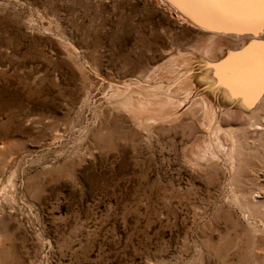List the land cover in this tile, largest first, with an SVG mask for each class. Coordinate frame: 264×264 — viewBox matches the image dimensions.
I'll return each instance as SVG.
<instances>
[{"label":"rangeland","instance_id":"374dc122","mask_svg":"<svg viewBox=\"0 0 264 264\" xmlns=\"http://www.w3.org/2000/svg\"><path fill=\"white\" fill-rule=\"evenodd\" d=\"M160 1L0 0V264H264V115L225 118L247 147L233 183L200 107L150 133L117 107L112 81H175L206 34Z\"/></svg>","mask_w":264,"mask_h":264},{"label":"bare ground","instance_id":"6f19581e","mask_svg":"<svg viewBox=\"0 0 264 264\" xmlns=\"http://www.w3.org/2000/svg\"><path fill=\"white\" fill-rule=\"evenodd\" d=\"M165 1L160 2L165 3ZM170 1L175 3L173 0ZM176 4L178 19L196 27L199 32L205 31L204 38L192 48L188 57L179 60L175 73H170V79L175 81L170 82L164 77L154 78L153 74L158 70L156 68L151 72L142 69L138 77L139 82L131 79L112 81V86H116L114 91H116L117 107L131 114L133 121L148 133L151 132L146 127L149 122L164 119V111L178 101L194 114L200 107L198 124L203 126L212 137L203 151V156L208 157L211 167L219 165L214 161L215 159H224V165H227L233 173L231 179L236 183L246 161L247 147L243 144L244 125L231 130V127L226 125L225 118L238 113L244 116L246 123L251 127L258 124L257 121L264 115V85H262L260 64V44L264 43V29L259 27L231 30L224 22L214 21L202 9H197L187 0H177ZM217 9L215 8L216 12L220 13L223 19L231 17ZM74 54L68 53L70 59L76 60L78 67L83 70L86 64ZM173 88L175 93L172 92ZM133 97H136L137 106L142 112L127 109ZM142 113L150 116L144 120ZM167 121V123H177L180 119L173 117ZM221 135L230 136L232 143L229 149H226L223 141L219 139ZM225 151L227 157L223 158L222 154ZM248 206V211L255 214L259 222L264 225V206L261 207L260 203L250 200Z\"/></svg>","mask_w":264,"mask_h":264},{"label":"water","instance_id":"95a60500","mask_svg":"<svg viewBox=\"0 0 264 264\" xmlns=\"http://www.w3.org/2000/svg\"><path fill=\"white\" fill-rule=\"evenodd\" d=\"M177 2V0H173ZM197 9L203 10L204 13L213 18L214 21L224 22L226 27H229L231 30L238 29H254L261 27V13L264 9L261 8L258 0H254L251 6L249 7H235V6H225L218 7V11L222 10L225 14L230 15L231 17L221 16L220 13H217L214 7L204 8L201 6H196Z\"/></svg>","mask_w":264,"mask_h":264},{"label":"snow or ice","instance_id":"6c2138e0","mask_svg":"<svg viewBox=\"0 0 264 264\" xmlns=\"http://www.w3.org/2000/svg\"><path fill=\"white\" fill-rule=\"evenodd\" d=\"M187 2L193 6H206V7H249L254 0H187ZM262 9H264V0H258ZM261 27L264 29V11L261 13ZM260 64H261V79L262 85H264V43L260 44ZM214 67H216L214 65Z\"/></svg>","mask_w":264,"mask_h":264}]
</instances>
